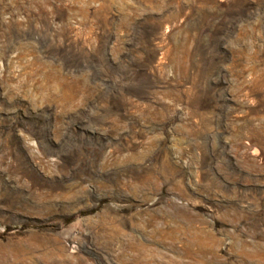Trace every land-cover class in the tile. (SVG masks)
<instances>
[{"label": "rangeland", "instance_id": "obj_1", "mask_svg": "<svg viewBox=\"0 0 264 264\" xmlns=\"http://www.w3.org/2000/svg\"><path fill=\"white\" fill-rule=\"evenodd\" d=\"M0 264H264V0H0Z\"/></svg>", "mask_w": 264, "mask_h": 264}]
</instances>
